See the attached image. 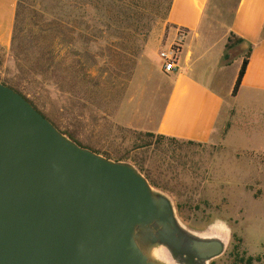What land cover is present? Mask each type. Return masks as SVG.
Instances as JSON below:
<instances>
[{"label":"rangeland","instance_id":"374dc122","mask_svg":"<svg viewBox=\"0 0 264 264\" xmlns=\"http://www.w3.org/2000/svg\"><path fill=\"white\" fill-rule=\"evenodd\" d=\"M170 5L19 0L12 43L0 46V81L80 145L136 165L172 197L188 227L226 223L231 243L215 264H231L238 247L264 257V127L243 132L239 124L229 139L202 144L129 125L132 116L164 110L165 93L156 89L165 80L154 61L160 66L156 56L172 41ZM235 69L229 66L231 76Z\"/></svg>","mask_w":264,"mask_h":264},{"label":"water","instance_id":"95a60500","mask_svg":"<svg viewBox=\"0 0 264 264\" xmlns=\"http://www.w3.org/2000/svg\"><path fill=\"white\" fill-rule=\"evenodd\" d=\"M231 239L223 222L188 227L136 165L79 145L0 81V264H211Z\"/></svg>","mask_w":264,"mask_h":264},{"label":"crops","instance_id":"0c3cea01","mask_svg":"<svg viewBox=\"0 0 264 264\" xmlns=\"http://www.w3.org/2000/svg\"><path fill=\"white\" fill-rule=\"evenodd\" d=\"M18 1L0 0L1 47L8 48L12 43ZM168 22L172 41L180 31L187 37L174 72L164 71L159 54L160 66L154 61L166 81L161 91L156 89L165 93L164 110L157 118L143 112L132 116L130 127L148 124L140 129L202 144L229 139L239 124L243 132H260L256 129L264 127V0H172ZM231 36L242 40L245 52L226 60ZM247 54L249 64L238 95L233 97ZM232 64L236 69L231 76L228 69ZM258 102V114L252 119Z\"/></svg>","mask_w":264,"mask_h":264},{"label":"built area","instance_id":"2783aa9c","mask_svg":"<svg viewBox=\"0 0 264 264\" xmlns=\"http://www.w3.org/2000/svg\"><path fill=\"white\" fill-rule=\"evenodd\" d=\"M186 37V33L184 31H180L171 46L160 52L159 56L164 62L165 72L170 73L176 70L179 56L181 54L182 43Z\"/></svg>","mask_w":264,"mask_h":264},{"label":"trees","instance_id":"16d2710c","mask_svg":"<svg viewBox=\"0 0 264 264\" xmlns=\"http://www.w3.org/2000/svg\"><path fill=\"white\" fill-rule=\"evenodd\" d=\"M171 2H172V0H171ZM241 42H242V40L241 39H239V38H237V37H235V36H231L230 37V39H229V41H228V46H227V48L228 49H231V48H233V47H235V46H238V45H240L241 44ZM248 57H249V54H247L246 56H245V58H244V61H243V64H242V66H241V68H240V71H239V74H238V77H237V80H236V82H235V85H234V88H233V91H232V96L233 97H236L237 95H238V92H239V89H240V87H241V84H242V80H243V77H244V75H245V73H246V69H247V67H248V64H249V60H248ZM18 92V91H17ZM20 93V92H19ZM21 94V93H20ZM24 96V95H23ZM25 97V96H24ZM26 98V97H25ZM161 137H167V136H164V135H160ZM71 138V137H70ZM168 138H170V139H172V140H174L175 138H171V137H168ZM72 139V138H71ZM73 140V139H72ZM76 142V141H75ZM189 143H196V142H192V141H188ZM79 144V143H78ZM80 145V144H79ZM82 146V145H81ZM84 147V146H83ZM87 148V147H86ZM94 152H96V151H94ZM96 153H98V152H96Z\"/></svg>","mask_w":264,"mask_h":264},{"label":"flooded vegetation","instance_id":"af4514ba","mask_svg":"<svg viewBox=\"0 0 264 264\" xmlns=\"http://www.w3.org/2000/svg\"><path fill=\"white\" fill-rule=\"evenodd\" d=\"M217 260L212 262L211 264H215ZM231 264H264V257L258 256L254 257L252 255H248L246 251H240V248H236V250L231 254Z\"/></svg>","mask_w":264,"mask_h":264}]
</instances>
